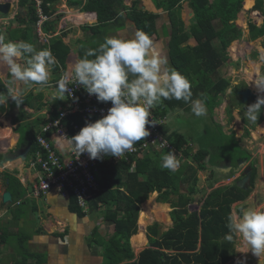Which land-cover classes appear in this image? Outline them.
I'll list each match as a JSON object with an SVG mask.
<instances>
[{
	"label": "trees",
	"instance_id": "1",
	"mask_svg": "<svg viewBox=\"0 0 264 264\" xmlns=\"http://www.w3.org/2000/svg\"><path fill=\"white\" fill-rule=\"evenodd\" d=\"M60 1L43 0V12L47 17L54 16L56 12L54 7ZM183 1L185 0H154L159 9L169 12L172 29L169 47L171 68L176 69L189 79L192 84V98H202L205 101L206 113L213 122V113L220 105V96L230 86L228 79L220 76L221 70L232 63L228 48L234 41L241 39L244 35L242 29L235 22L245 0H188L195 13L189 31L185 30V23L181 19L180 10ZM253 2V0L248 1L246 7L250 8ZM68 5L71 8L79 9L81 12H96L98 24L87 27V31L96 33L111 25H121L124 18L123 12L129 10L125 5V0H69ZM253 12L264 16V0L256 1ZM62 17L63 15L59 14L54 20L46 21L42 25L44 33L53 35L50 39L49 49L56 57L57 62L54 64V68L59 72H64L61 67L66 69V63L71 52L70 46L64 42L65 35H55L58 32L57 28ZM126 17L132 20L140 31L147 33L150 38L157 32L156 27L159 16L140 10L137 8V3H134L130 8ZM39 19L35 1L19 0V12L15 16V21L20 26H24L25 29H18L20 36L13 33L11 35L12 40L22 38L34 45L35 38H39L36 30ZM217 19L223 25V28L219 30L216 29L214 24ZM85 20L86 16L83 21ZM192 36L199 42L196 47L187 45ZM261 37H264V24L261 28H258L252 23L250 25V39L254 41ZM80 43V58H83L88 50L98 49L100 45L87 41H81ZM262 45L264 48V41ZM258 56H260L259 53H254L253 60L258 59ZM235 65L239 66L238 63H235ZM262 74H264V65ZM8 79L9 77L6 81H3L0 77V92L5 94H7L5 85ZM245 89L246 84L242 83L241 90ZM237 91L234 95L238 93ZM77 94L78 99L83 100L85 107L101 104L97 101L88 103L86 100L89 95L83 87ZM67 98L70 97L67 96ZM68 99V102L56 101L59 106L56 105L58 109L53 112L52 119L60 116L59 108L64 110L69 103ZM23 100H26L29 107L34 110H42L45 107L43 95L41 94L36 95L31 92ZM255 101L243 103L238 95L236 106L245 114L246 106ZM189 107L190 103L186 104L182 100H163L157 109L156 107L153 108V113L159 118L165 119L168 118L170 113L181 111L190 114L191 108ZM0 108L3 107L0 106ZM263 113L264 109L261 110L256 122H252L246 117L243 121L252 124L255 128L258 123L264 120ZM19 115L17 121L20 122H24L25 119L31 117V114L27 113L23 106L20 107ZM86 116H88L87 113ZM178 116L185 118V115L178 114ZM92 118H96V116H92ZM71 120L79 125L80 130L85 126V122L79 114L71 115L67 121ZM45 123H47V120L40 121L41 125ZM65 124L67 125V122ZM213 125H215L213 129L207 127L205 134H203L204 137L199 138L201 143L197 152L194 151L188 137L179 135L180 132H171L172 130H179L176 126L169 125L158 129L163 137H167L166 139L174 148L182 152L183 161H190L181 170L173 172L162 168L161 163L156 162V158L160 155L158 150H155L153 154L144 156L133 155L128 161H104L101 163V177L99 179L101 189L89 203V211L93 212L95 217H92L94 220L100 219L97 220L98 223L104 224L107 228L111 225L114 227V234L110 235L105 230H101L99 224L95 222L94 230L91 233L92 238L90 241H95L96 246L99 245L102 249L100 252L103 257L102 264H122L123 262H126L125 264H227L235 258L237 254L236 237L233 242L224 239L225 235L229 233L227 228L228 217L232 216L233 204L245 202L255 189L258 177L255 161L250 164V172H242L240 178L236 179L231 186L214 189L202 202L200 211L189 212V205L196 200L195 195L201 192L204 193L206 189L204 188L201 191L198 187L200 171H208V169L212 171L208 175L207 182L208 187L213 189V186L220 181L219 176L225 177L227 175L230 178L240 171L239 160L249 161L252 159V155L240 146L235 131L226 134L216 122H213ZM213 131L218 136L215 137L216 140L211 138ZM71 132L72 134L75 133L72 128ZM36 140L37 132L34 128L30 129L21 135L19 146L29 143L32 148L30 153L32 155L36 154L39 150ZM215 144L219 146L220 151L211 154L209 147ZM164 151L168 152L170 150ZM4 158L6 156L0 154V160ZM134 160L137 161V165L135 170L131 171ZM225 160L227 164H223L222 167L220 165V170L216 172L214 167L216 162L218 161L219 165ZM16 174L18 172L4 171L0 173V179L5 181L7 190L12 193L14 200L18 201L24 198L26 190ZM247 176H250V180L244 186L240 185L239 181ZM155 191H159L160 199L165 201H168L172 194L177 196L176 199H171L175 208L172 212L174 226L166 231L159 223L150 226L148 233L152 248L142 251L134 261L135 252L131 245V237L138 232L140 207ZM23 206L24 203L21 207ZM147 207L146 205L143 210L146 211ZM163 207L168 213L169 205L165 204ZM70 210L80 218L86 216L78 206L74 196L71 199ZM146 213L151 214V211L147 210ZM15 215H17L16 212ZM166 220L171 222L169 215H167ZM2 232L3 234L0 233V254L6 246L9 248L15 246L20 254L13 264H44L46 262L43 254L24 248L29 241L27 237L21 233L20 237L19 234L14 236L15 239L11 236L13 230L10 225L5 224L2 227ZM17 232L19 231L17 230ZM38 234H41V232L39 231ZM12 238L13 241L11 242ZM135 239H141L140 241L144 242L139 244V247L146 243L143 232ZM91 243L94 244V242Z\"/></svg>",
	"mask_w": 264,
	"mask_h": 264
},
{
	"label": "clouds",
	"instance_id": "2",
	"mask_svg": "<svg viewBox=\"0 0 264 264\" xmlns=\"http://www.w3.org/2000/svg\"><path fill=\"white\" fill-rule=\"evenodd\" d=\"M13 1H14L13 14L4 15V17H0V20L5 18H12L15 20V16L18 14L19 9L17 8L16 13L14 12L15 0ZM17 2L19 7V0H17ZM255 4L253 5V7L255 6ZM250 10L253 11V8ZM258 16H262L264 18L262 14H258ZM252 23L256 25L255 22L251 21L247 28L249 32H250V25ZM244 27H246V24ZM240 29H242L244 33L243 27ZM37 33H38V29H37ZM5 41H6L5 35L0 34V63L6 65L9 72V76H8L9 79L5 85L7 89V94L0 92V106L2 107L7 106L9 99L14 101L17 104V106H19L24 101H23V90L22 88L18 87V85H23L24 87H28V88L32 86H40L41 88L46 87L48 85L51 76L52 66L57 61H56V57L52 54L50 49L37 50L32 43L26 42L24 40H20V41L8 40L7 42ZM244 42H245L244 45H246L247 48H250L251 50L250 53L252 54V56L254 55V53L260 54V56H258V59H254V60H256V62L258 63H264V48L262 47L263 45L261 46L262 48H260V50L257 49L255 51L252 43L255 42V40L249 41L250 43L246 41ZM153 45L154 42L150 38V36L147 33L139 30L136 31L132 36H127V35L107 36L105 37L104 42L99 45L98 49L88 50L83 56V58L77 60L73 68V75L71 79L75 81L77 86H83L87 94L89 96H94L97 102L99 103L111 102L112 106L107 109L106 115H103L102 118L98 120L96 118H91V120L95 121V122H91V121H85L83 114H81L78 111H74L73 104H68V106L64 110L60 111V115L62 112L66 113V116L62 121V124L64 125L65 128L68 129V132L72 137L70 138L47 137L50 136V134H44L42 129V132H37L36 144L39 146V150L37 151L36 154L33 155L30 153L32 149L31 144L27 143L21 147L19 146L21 134L18 132L19 131L18 129L15 130L17 133H19L20 136L17 146L8 149L10 150L8 151L9 154H4L3 152V155H5L6 157L10 155L14 156L16 152L23 151L22 152L24 159L23 169L27 170L28 173L31 172L32 175L34 176V179L32 180V176L29 174L28 175L25 174L27 175L26 178L25 177L22 178L20 176L17 177L26 190V194L24 198L15 201L13 197V201L11 203L5 204L3 203V194H4L3 193L2 203H1L2 206L7 207V205H9L11 208L14 209V211H16V209L21 207V205L26 201L29 200L36 202L42 201L51 192H55L58 196L68 201L69 209H70L71 199L74 196L77 200L78 206L86 214L84 218H88L89 217L88 214L90 216L92 215L89 213L87 207L89 206L91 200L95 197V194L98 193L101 189V183L99 181L101 177L100 174L101 163L104 161L120 162L124 159H120V160L112 159L111 156L120 158L125 154V152L132 150L133 146L137 142H140L142 140L145 141L144 138L148 137L151 134L150 129L155 127L156 125H160L159 122L153 120L152 118L150 119V117H152L151 110L154 107H156L157 109L158 105L162 103L163 100L176 99V100H182L186 104L190 103V107H189L191 108L190 113H193L196 116V117H194V115L191 116L194 120L198 119L200 116H204L207 114L205 101L202 98L200 99L192 98L193 97V93L191 91L192 84L189 81V79L185 75L177 71L176 69L169 68L167 66L168 62L166 58L153 54L151 51ZM242 56H243L242 59L244 61V57H246V54L243 53ZM232 65L235 66L236 69H238V67L240 66V65L239 66L235 65V62ZM263 65L260 67V71H262ZM232 72L235 71L233 67H230L228 69V74L225 76V78H227L228 81L230 82V86L227 88V90H225V93H223L220 96L219 107H223L224 110L232 108V106L234 105H237L234 103L233 99L231 98L232 95H234V93L236 92L233 89V87L238 85L241 86L242 83H245V82L236 83ZM62 73L63 71L61 72V74ZM67 82H68L67 77H62L56 83L57 94L60 96H65L66 99H68L67 98L68 95L69 96L72 95L71 88L67 87ZM253 82L256 87L257 93H255V91L251 87H247V84L245 83L246 89L248 88L252 89V91L255 94H257V99L256 101L254 100L255 101L254 103L246 106L245 117L252 122H256L259 114L261 113V110L264 109V74L261 73L260 75L255 74ZM245 90H241L240 88L237 91L241 99H242L241 92ZM66 93H68V95ZM69 103H72L71 99ZM75 114H79L82 116L83 121L85 122V126L80 130L79 125L78 124L75 125L73 127V131L75 133L72 134L71 129H69V127L65 124V122H67L68 118L71 115H75ZM18 117L16 118V121ZM32 117L33 115L31 114V117L29 119H25V121L32 120L31 119ZM263 117H264V113H263ZM156 118L160 122H162L161 120L166 121V119L159 118L157 115ZM56 119H58V117L52 119V116H50L47 119V123L42 125V127L44 128L50 121H55ZM24 122L19 121L20 123L19 126H21ZM263 124H264V120L261 123H258L257 126L258 125L263 126ZM40 134H44L43 136L44 138H46V142H48L51 145V147L60 157L61 156L63 157V155H67V141L65 139L67 138L68 142L72 145V150L79 157L83 154H88L89 159L97 160L96 166L98 172L96 173V176L99 187L94 192H92L90 198L86 200L84 207L80 205L78 198L72 192H70L66 196H63L56 189L53 188L49 191L46 192L40 191L39 194H36L41 183L40 179L41 178L46 179L48 177V173L43 172L40 168L36 170L31 168L32 164L37 161V158L39 156L42 157L44 160L49 156L48 150L45 149L43 146H41L39 142L38 135ZM57 138L63 140L64 143L59 145L57 142ZM166 138L167 137H163L162 141L159 142V144L157 143L158 147L156 145L151 144L145 150V152L135 153L134 155L144 156L150 154L152 150L153 151L158 150V152L164 150H170L166 154L162 155L161 167L173 172L179 169L181 170V164L184 162L182 152L174 148ZM152 143H156V141ZM195 145L196 144H192L191 146L194 147ZM145 146H147V142ZM196 146L199 147V144ZM59 149L62 152H60ZM197 151H199V149ZM132 156L133 154L130 155L129 158H131ZM187 161L188 162L186 163H190L189 160ZM136 165H137V161L134 160L132 163L131 171L135 170ZM248 171H244V173H247ZM240 176L236 179H239ZM241 181H239V183ZM4 185L6 187L5 181H4ZM200 190L202 191L203 189L201 188ZM213 190L214 188L213 189L211 188V192ZM211 192L207 193V195L204 196L203 199L205 200V198ZM155 193L158 203H162V204L168 203L169 205H171L172 210L170 211L169 216L171 217L170 219L172 222L173 221L172 212L175 208L173 207L174 204L171 199H176L177 196L172 194L170 195L169 200L165 201L160 199L161 195L159 191H155ZM198 196L199 194L195 195L196 198L195 201L197 200L200 201V199L197 198ZM192 204L189 205L190 213H193L195 211H200L202 203L200 206H196ZM193 207L195 208V210ZM70 213L76 214L71 212V210ZM232 216L230 215L228 217L227 228L229 229V233L225 235L224 239L229 242H233L235 237H242L243 241L246 243L250 251L255 256L257 257L264 256V209H261L260 207H255V208L249 207L246 209H241L238 218H233ZM77 217L79 216L77 215ZM13 220L14 218L9 222H12ZM157 222L158 221H155V223ZM3 223L4 222H2V224ZM98 224L101 230L104 228L107 234L110 235L114 234V231L110 232L109 229L104 224L102 223H98ZM152 225H154V223L149 220L147 227L142 228L141 233L143 232L144 229V234L147 238V245L141 246L142 249L140 250L138 255H136L135 253L134 261L138 258V256L142 251H144L145 249L152 248L151 247L152 244L150 242L149 233H148V229ZM165 225L167 226L166 223H163L162 227L164 228ZM173 226H174V221L171 227ZM109 228L111 229L114 227L113 225H111ZM145 230L147 234L145 233ZM65 232H66V228L63 231L58 229L52 233H49V235L52 236L54 234H57L60 237L63 236ZM0 233L3 234L1 225H0ZM101 250L102 249L100 248V252ZM98 256H101L103 263L102 254ZM125 263L123 262L122 264Z\"/></svg>",
	"mask_w": 264,
	"mask_h": 264
},
{
	"label": "crops",
	"instance_id": "3",
	"mask_svg": "<svg viewBox=\"0 0 264 264\" xmlns=\"http://www.w3.org/2000/svg\"><path fill=\"white\" fill-rule=\"evenodd\" d=\"M68 1L69 0H61L60 2H58L54 7L56 9L54 16L47 20V21L50 20L52 21L57 17V15L59 14L63 15L57 28L58 32L55 35H60V34L65 35L64 42L70 46L71 52L69 54L66 63V69H63L60 66L62 70H67V72L73 71L75 63L77 62L78 59H80L79 51L81 47V43H80L81 41L84 42L87 41L89 43H93L97 45L103 43L105 37L107 36L134 35V33L139 29L136 27L135 23L132 20L126 17L127 13L130 11V8H132L134 3H137V8H139L140 10L147 12L149 14L159 16L156 27L157 32L151 37V39L154 42L153 48L151 50L152 53L161 57L164 53L169 54L170 38L172 34L169 12L159 9L156 3L154 2V0H125V5L129 8V10L127 12H123L122 15L124 16V18L121 21V25H116V24L111 25L109 27L102 28L101 31L97 33L94 31H87V27H92L98 24L97 13L81 12L79 9L71 8L68 5ZM248 1L250 0H245L243 4V8L238 14L236 24L240 28L243 27L244 35L242 39L244 40L246 37L249 39V41H251L250 32L247 29L249 23L253 19H255L256 26L258 28H261L264 23V18L262 16H258V14H255L252 10H250L253 8V5L255 4L256 0H253L254 2L252 3L250 8L246 7ZM58 4H61V6H59ZM248 13H249V17H247ZM180 14L182 21L185 23V30L189 31L190 27L192 26V21L195 13H194V9L190 6L188 0L182 2ZM85 16H86V20L83 21ZM214 24L217 30L223 28V25H221L219 19L215 20ZM244 24H246V27H244ZM23 27L24 26H20L19 23L15 24L14 19L12 18H5L0 20V34L5 35L6 37L5 42H7L8 40L13 41L11 38L12 34H10L8 28L14 30L15 29L23 30L25 29V27L24 28ZM15 34L18 35L19 31ZM51 37H53V35L46 34V40L45 41L42 40V42H40L39 38H35L34 45L36 49L37 50L49 49ZM263 38L264 37H261L259 39H263ZM20 40L23 39L22 38L15 39V41H20ZM235 42L241 45V40H237ZM233 43L228 48V52L231 51ZM187 45H189L190 47H196L199 45V42L194 36H192L189 39ZM246 50H248L247 47ZM167 61L169 64L167 66L168 67L170 66L169 68H171L170 58H168ZM234 71H236V67L234 68ZM61 72L62 71L59 72L58 70H56L53 65L48 85L43 88H41L40 86H32L28 88V87H24L23 85H18V87L22 88L23 90V99H25V97L32 91L36 95L37 94L43 95V102L45 103V107L42 110H37L36 112V110L30 109L26 100L25 101L23 100L24 102L21 105L17 106V104L11 99H9L7 106H4L2 109H0V134L5 136V137H0L1 155H3V152L4 154H9L8 151L10 150L8 149L17 146L20 136L19 133H17L15 130L17 129L19 130L20 123L19 121H16V118L19 116L21 106H23V109H25L29 113L32 112L36 113V115L34 114V116L31 118L32 120L37 119L36 121L39 122V117H42L40 121L44 122L50 116H52L55 109H58V107L56 106V105L59 106V103H57L58 100L60 101L63 100L64 102L67 101L65 96L56 95L55 92V89H57L56 83L65 73L63 72L61 74ZM8 76H9V72L7 66L0 63V77L5 81L8 78ZM68 100L70 101V99ZM68 104H72V103H68ZM68 104L65 106V108L68 106ZM59 111H61V108H59ZM173 115L178 116V112L169 114L168 118H165L167 123L170 121L169 117H172ZM192 115H193L192 113L185 114L186 117H190V118ZM36 116L37 118L35 119L34 117ZM194 117L196 116L194 115ZM67 125L69 129L71 128L73 129V127L77 125V123L74 120H71V121H67ZM170 126H174V125H170ZM200 134L201 133L197 131V135L200 136ZM13 141H15L14 144ZM57 142L59 145L64 143V141L61 140L60 138H57ZM22 152L23 151L20 152L18 151L16 152V154H14V156L10 155L4 158L3 160H0V173H3L4 171H9V172L18 171V177L20 176L22 178L24 177L26 178L28 174L25 175L23 171L22 166L24 165V159ZM6 191L7 189L4 185V181L0 179V221L5 220L4 223L1 224L2 227L5 226L6 222H9L13 218L14 219L16 218L13 216L12 213H10V211H8L6 207H2L1 205L2 194ZM42 205H44L45 207L46 210L45 213H43V210L38 209V207ZM24 206L26 207L24 211H30V212L19 211V232H22L21 230L23 226L27 227L28 230H32L34 232L33 234H29V233H21V234L30 240L29 242L32 246L34 244L40 246V250L43 253L50 252L49 258L46 259L45 262L46 264H63L61 261H67L66 264H73V261H76L77 264H85V262H88L90 259H94V257L92 256L93 254L91 255L92 247L84 246L85 240H88L87 234L89 233L91 234L94 230V227L92 228V231H89L88 230L89 226L87 225L88 218L81 219L80 217H77L76 214H71L69 209V203L66 199L61 198L55 192H51L44 200L38 202L29 200L24 202ZM163 206H165V204L159 205V207L164 209ZM12 209L13 208H11V210ZM35 209L39 211V212L37 211L38 214H36L37 212H35ZM153 213L154 211L152 210V213L150 215H152ZM152 220L153 217H151V221ZM62 222H65L66 225L60 227V224ZM142 227L143 228L147 227V225H144ZM59 228L60 229L66 228V232L63 236L59 237L55 235L52 236L49 235L50 231L52 233L58 230ZM39 231L41 232V234H38ZM80 231H82L81 233L84 234V239L82 237L83 243H81V245L76 244L77 243L76 240L72 237L73 232L79 236ZM33 251H38V250H33Z\"/></svg>",
	"mask_w": 264,
	"mask_h": 264
},
{
	"label": "rangeland",
	"instance_id": "4",
	"mask_svg": "<svg viewBox=\"0 0 264 264\" xmlns=\"http://www.w3.org/2000/svg\"><path fill=\"white\" fill-rule=\"evenodd\" d=\"M17 3H18L17 0H15V11H14L15 13H16L17 8H18ZM58 5L61 6V4H58ZM0 17H4V15L0 14ZM247 17H249V13H248ZM257 19H258V17H257ZM252 21L255 22V19H253ZM14 23L18 24V22L15 20H14ZM8 30L10 31V34L17 33L19 31L18 29L14 30L11 28H8ZM244 41L250 43L249 39L246 37L244 40L241 39V45H239L237 42L233 43L231 51L229 52L231 59H232V63L230 65L226 66V68L221 70L220 76L223 77V76H225V74L227 75L228 69L230 67H233V69H234L235 67L232 65L234 62L239 63L240 66L238 67V69H236L235 72H232L236 83L245 82L247 84V87L252 88L254 85L253 76L255 74H258V75H260V73L262 74V71H260V67L264 63H258V62H256V60H253V56L250 53L251 50H250V48H247L248 50H246V45H244ZM262 42H263V39H259L255 42H252L253 48L255 49V51L257 49L260 50V48H262L261 47ZM243 53L246 54V57H244V61L242 59ZM162 57H164V58H166V60H168L169 54L164 53L162 55ZM64 72L68 75L73 74V71L67 72V70H65ZM248 78H251V79H248ZM251 84H253V85H251ZM240 88H241L240 85L233 87V89L235 91L239 90ZM253 89H254L255 93H257L255 86L253 87ZM55 92H56V95H58L57 89H55ZM229 92H230V89H229ZM238 95H239V93L232 95V97H231L235 104L237 103ZM241 101H242V99H241ZM235 106L236 105H234V106H232V108H229L226 110H224L223 107H219L217 110H215L212 119H213V122H216L217 125L222 127L223 132H225L226 134H231L232 131H235L236 136H237L238 140L240 141L239 142L240 146L243 149H246L252 155V159L249 161L241 160V162H239L240 161L239 160L238 163L241 166L240 171H238V173L234 174L230 178H228L227 175H225V177L219 176L220 181L217 182L213 187H214V189H216V188L223 187V186H231L234 183V181H236V178H238L240 175H242V172L244 173V171H248L250 164L255 161V164H256V167L258 170V177H257L256 183H255V189H254L253 193L250 195V197L245 202H237V203H234L232 206L233 218H238L240 215L239 212L241 211V209H246L249 207H253V208L260 207L261 209H264V124H263V126L258 125L254 128L252 124H250L248 122H244L243 120H244L245 114L242 113V110L239 107H237V106L235 107ZM31 114L33 116H34V114L36 115L35 112H32ZM178 114L185 115L186 112L180 111ZM152 116H156V115L154 113H152ZM34 118L36 119L37 116ZM41 118L42 117H39V122L36 121L37 119L32 120V121L26 120L21 125V127L19 129V133L21 135H23L24 133L28 132L30 129H33V128L35 129L36 132H42L43 127L40 124ZM169 120L170 121L168 123L165 120H162V122L159 123L160 125H157L156 127L158 129H160L163 126L174 125L179 130H177V131L172 130L171 132H180L181 134H179V135H182L183 137H188L190 139V143L196 144V145L201 143V142H199V138L204 137L203 134H205V129L207 127L213 129V126H215V125H213L211 117L207 116V114L204 116H200L198 119H195V120L192 117L190 118V117L185 116V118H184L183 116L173 115L172 117H169ZM91 122H95V121L91 120ZM197 131H199L201 133L200 136L197 135ZM0 137H5V136L0 134ZM160 137H163V136L160 134ZM215 137H218V136L216 135L215 131H213L211 138L213 140H216ZM202 142H203V140H202ZM14 143H15V141H13V144ZM196 145L193 147L195 149V151H197L199 149V147H197ZM218 147L219 146H217L216 144L214 146L210 145L209 151L211 152V154L217 153L218 151H220ZM233 149L238 150L235 148H233ZM153 152L154 151L152 150L150 152V154H153ZM166 153H167L166 151H159L160 155L156 158L157 159L156 162L161 163V157L163 154H166ZM154 156H155V154H154ZM241 156H242V154H241ZM242 161H244V162H242ZM223 164H227L226 160L224 162L220 163L219 165H218V161L216 162V165L214 166L216 169V172H218L220 170V168L222 166H224ZM185 165H186V162H183L181 164V169ZM220 165H221V167H220ZM208 170L209 171H203V172L200 171L199 172V180H200L199 188L200 189L206 188V189H205L204 193L201 192L199 194V196L197 197L200 199V201L197 200L192 205L200 206L201 203L204 202V199H203L204 196H206L207 193L211 192V188L208 187V182H207L206 178L210 174V172H212V171L210 169H208ZM23 171H24V174L31 175L32 180L34 179V176L32 175L31 172L28 173V171L24 170V169H23ZM11 172L14 173V171H11ZM16 175L18 177V174H16ZM145 202L153 205L150 208L147 207V210H150V211L153 210L154 213L152 215L147 213L148 214V216H147L144 213L145 210H142V208H141L142 206L140 207L141 212L139 214V219H138V225H139L138 232L131 237V245L133 244L132 247H133L136 255H138L140 250L142 249V247H139V244H142L144 242H141L140 241L141 239L136 240L135 238L140 236L141 230L143 228L142 226L148 225V223H149L148 221L149 220L151 221V217H153V220L158 221L157 223L161 222L160 223L161 225H163V223L167 224V226L165 225V227L163 228L164 231L168 230V228H170L173 225V221L168 222V220H166L167 219V210L159 207V205H162V203L157 202V197H156L155 192L151 193L149 198ZM166 205H169V204L167 203ZM2 207H4V206H2ZM6 208L8 209V211H10V213L13 214L14 217H16L15 220H13L12 222H10V223L6 222V225H10L11 229L13 230V233L11 234V236L14 239H15L14 236H17L18 234L20 237V233H29V234L34 233L32 230H28V228L25 226H23V228L21 230L22 232H17V230L19 231V211L20 212L24 211L26 209L25 206L17 208L16 211H14L13 209L11 210V207L9 205H7ZM38 209L43 210V213H45V211H46L44 205L38 207ZM87 209L90 210V206H88ZM103 210H105V209H103ZM168 210H169L168 211V215H169L170 211L172 210L171 205H169ZM194 210H195V208H194ZM15 212H17L18 214L14 215ZM24 212H30V211H24ZM35 212H37V209H35ZM89 213L93 217H95L93 212L89 211ZM36 214H38V212ZM88 216H89L88 217L89 219L87 220V225L89 226L88 230L92 231V228L95 227V222L98 224L97 220H100V219L94 220V218L92 216H90L89 214H88ZM153 220L151 222L155 223V221H153ZM4 221L5 220H2L1 224ZM65 225H66V223L62 222L60 224V227H63ZM64 229L65 228H63V229L59 228V230H61V231H63ZM70 229H72V228H70ZM108 229L110 232L114 231V228H111V229L108 228ZM102 230H104V228ZM14 231H16V232H14ZM81 232L82 231H80L79 236L76 235V233H74V232L72 233V237L77 242L76 244H80V245H81V243H83V239H84V234ZM49 233H51V231ZM143 233H144V229H143ZM145 233L147 234L146 230H145ZM82 237H83V239H82ZM13 238L11 239V242L13 241ZM87 238H88V240H85L84 246L92 247L91 255L93 254L92 256L94 257V259H90L88 262H85V264H101L102 258H101V256H98V255H100L99 252H100L101 247L99 245L96 246L95 241H93V240L90 241V239L92 238L90 233L87 234ZM29 241H28V244L24 246V248H27L30 250H38L36 252L43 253L40 250V246H37L36 244H34L32 246ZM91 242H94V244H92ZM146 245H147V242L145 243L144 246H146ZM236 253L237 254H236L235 258L232 261H229L227 264H264V256H262V257L255 256L250 251V249L246 245V243L243 241L242 237H236ZM19 255L20 254L17 251V249L15 248V246L12 249H10L8 246H6L5 248L2 249V253L0 256V264H13L15 259L19 258ZM43 255L46 257V259H48L50 256L49 252H46ZM61 262L63 264L67 263V261H61ZM73 264H77V262L73 261Z\"/></svg>",
	"mask_w": 264,
	"mask_h": 264
},
{
	"label": "built area",
	"instance_id": "5",
	"mask_svg": "<svg viewBox=\"0 0 264 264\" xmlns=\"http://www.w3.org/2000/svg\"><path fill=\"white\" fill-rule=\"evenodd\" d=\"M37 6V12L40 17L37 23V29L40 41L46 40V33L42 31V25L45 21L49 19L43 12V1L42 0H33ZM73 75V74H72ZM72 75H68L64 73L62 77H67V87L71 88L72 95L69 96L72 100V104L74 106V111H78L84 115L85 121H91L92 116H96V119L102 118L103 115L107 114V109L110 108L111 102L101 103L97 105H88L84 106L83 100L78 99V92L82 90L83 86H77L75 81L71 79ZM61 77V78H62ZM60 78V79H61ZM88 103L92 101H97L94 96H88ZM153 113V109L151 110ZM86 113L88 116H86ZM66 113H61V115L55 121H50L44 128V134H50L49 137H72L68 129L64 127L62 121ZM160 123V121L156 118V116L150 117ZM162 121V120H161ZM157 126V125H156ZM153 127L150 129L151 134L144 138L145 141L137 142L133 149L125 152V154L120 157H112V159H124L129 160L130 155H134L135 153L145 152V150L152 144L157 145L162 141L163 137H160V132L157 127ZM77 128V126H76ZM44 134L38 135L39 142L41 146L48 150L49 156L45 158L38 157L37 161L32 164L31 168L34 170L41 169L43 172L48 173V177L46 179H40V186L37 190L36 194H39L40 191H49L51 189H56L63 196L68 195L70 192L74 193L79 200L81 206H85V202L90 196L92 192L98 189L99 184L97 182L96 173L98 172L96 162L97 160L89 159L88 154H83L80 157L72 150V145L67 141V155H63V157L58 156L55 150L51 147V145L46 142V138H44ZM156 141V143H152ZM147 142V146H145ZM168 147V144H167ZM60 152H62L59 149Z\"/></svg>",
	"mask_w": 264,
	"mask_h": 264
},
{
	"label": "water",
	"instance_id": "6",
	"mask_svg": "<svg viewBox=\"0 0 264 264\" xmlns=\"http://www.w3.org/2000/svg\"><path fill=\"white\" fill-rule=\"evenodd\" d=\"M14 10V1L13 0H0V14L2 15H11ZM242 101L246 103L248 101H254L257 99V94H255L252 89L248 88L245 91L241 92ZM250 180V176H247L239 184L244 185ZM13 201V196L10 191H6L3 194V203L9 204ZM150 246V245H149Z\"/></svg>",
	"mask_w": 264,
	"mask_h": 264
},
{
	"label": "bare ground",
	"instance_id": "7",
	"mask_svg": "<svg viewBox=\"0 0 264 264\" xmlns=\"http://www.w3.org/2000/svg\"><path fill=\"white\" fill-rule=\"evenodd\" d=\"M259 73V72H258ZM255 74V73H254ZM247 77V76H246ZM253 78H254V76H253ZM248 79H251V78H248ZM254 83V82H253ZM253 85V84H252ZM255 85H253V87H254ZM253 87H252V89H253ZM254 90V89H253ZM154 111V110H153ZM148 206V208H150L151 206H153L152 204H150V203H144V204H142L141 206V208H142V210H143V208H144V206ZM261 206V205H260ZM144 213L148 216V214L146 213V211H144ZM151 213H152V211H151ZM148 219V218H147ZM149 222V221H148ZM147 240V239H146Z\"/></svg>",
	"mask_w": 264,
	"mask_h": 264
},
{
	"label": "flooded vegetation",
	"instance_id": "8",
	"mask_svg": "<svg viewBox=\"0 0 264 264\" xmlns=\"http://www.w3.org/2000/svg\"><path fill=\"white\" fill-rule=\"evenodd\" d=\"M55 236H58L57 234H54ZM50 253V252H49Z\"/></svg>",
	"mask_w": 264,
	"mask_h": 264
}]
</instances>
